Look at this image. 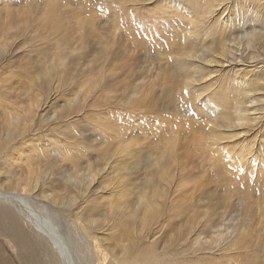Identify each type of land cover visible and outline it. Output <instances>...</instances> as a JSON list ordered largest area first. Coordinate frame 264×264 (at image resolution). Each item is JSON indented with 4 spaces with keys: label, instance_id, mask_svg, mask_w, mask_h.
Segmentation results:
<instances>
[{
    "label": "rangeland",
    "instance_id": "1",
    "mask_svg": "<svg viewBox=\"0 0 264 264\" xmlns=\"http://www.w3.org/2000/svg\"><path fill=\"white\" fill-rule=\"evenodd\" d=\"M169 8V0H0V133L9 144L0 157V191L23 198H0V212L6 206L22 218L44 264V247L52 246L37 232L52 228L69 262L97 264L79 219L85 211L109 260L124 249L147 264H264L260 132L228 150L212 140L221 130L216 119L173 76L169 45L185 33ZM225 66L217 92L228 84ZM17 108L28 122L10 138L3 130ZM78 168L97 174L88 188L63 178ZM46 171L54 176L33 184L31 175ZM43 189L54 197L43 199ZM5 237L0 233V264H27Z\"/></svg>",
    "mask_w": 264,
    "mask_h": 264
},
{
    "label": "bare ground",
    "instance_id": "2",
    "mask_svg": "<svg viewBox=\"0 0 264 264\" xmlns=\"http://www.w3.org/2000/svg\"><path fill=\"white\" fill-rule=\"evenodd\" d=\"M169 6H170L169 11L171 13H173V15L176 18H178V23L181 25V32L185 33V35L182 34V36H181L182 40L180 42H182V43H180V44L171 43L169 45V55H170V59H172L171 65H172V68L175 70L173 76H175V79H176L175 81L177 82L178 87L180 89H182L185 94H188V95L191 94L193 96V99L195 100V102L201 103L202 106H204V110L207 111L208 114H211V116L216 119V120H214V123L218 124V126L221 128L222 131L220 130L219 134H217V136L215 134H213V139L212 138H210V139L214 140V142H216V143L217 142L220 143V145H222L223 142H225V144H223V145L227 146V145H231L233 143H236L238 141H245L244 139L248 137V136L246 137V135L248 133L260 132L261 134L260 133H258V134L261 137H260L259 142L257 144H259V146L262 148V149L260 148L259 150H261V153H263L264 152V58H263L264 56H262V54L264 53V45L262 46V49L259 50V45H260V43H263V40H264V2H263V0H169ZM11 10H12V8H11ZM27 14H29V13H27ZM35 14H37V13H35ZM170 15L171 14L169 13V16ZM57 18H58V16H57ZM42 21H44V20H42ZM0 28H2V27H0ZM53 29H54V27H53ZM46 30H48V29H46ZM44 31H45V29H44ZM174 35H176L175 32H174ZM5 48H6V46H5ZM65 48H67V47H65ZM2 49H3V47H2ZM2 49H0V51ZM245 52H248L247 60H249L251 63L247 60H242ZM62 55H63V53H62ZM65 56H67V54ZM65 59H63V63L65 62ZM225 65H229L228 68L230 69L228 71L229 72L228 79H227L228 84H227V86L223 85L224 88H220L221 91L217 92V89H216V86L214 85V82L217 81V80H215L216 77H218L217 74L220 71H223L225 68H227V66H225ZM45 73L47 76V81L51 83L53 81L52 70L49 69ZM222 75L224 76V74H222ZM214 76H215V78H213ZM223 76H220V78ZM231 77H232V79H231ZM209 78H213V79L209 80ZM138 80H139V77H138ZM40 106H39V103H37L36 109H40ZM27 107H29V106H27ZM18 109L19 108L16 109V112H17L16 114L11 113L12 119L7 120V123H8L7 128H6V130H3V132L4 133L6 132L10 138L13 137L14 135H15V137H18L20 132H21L22 126L27 125L26 123L28 122L27 113L23 110L18 111ZM6 116L9 118L10 114L7 113ZM58 118H59L58 116H55V119H58ZM61 118H65V117H61ZM104 124L106 126L108 125L107 122H104ZM70 125H72V124H70ZM4 126H2V127H4ZM75 131H76V129H75ZM1 133H0V157L3 155L4 151L6 152V150H7L6 146L9 145L8 141H5L3 139L4 137H2ZM66 134H68V133H66ZM70 139H71V137H70ZM249 139L251 140V138H249ZM257 140H258V137H257ZM227 142H229V143H227ZM254 142H255V140H254ZM217 145H219V144H217ZM76 146L78 147V145H76ZM49 147H51V146H49ZM235 147L236 146H234L233 148L236 149ZM22 148H24V147H22ZM228 148H230V147L227 146V150H228ZM231 150H232V148H231ZM237 150H239V149H237ZM57 151H58V149H57ZM258 151L254 152L252 155L257 154ZM232 152H233V150H232ZM237 152H239V151H237ZM52 153H53V151H52ZM58 153H60V151ZM227 153H228V151H227ZM251 153H252V151H251ZM50 154H51V152H50ZM16 156H19V155H16ZM245 157L247 158L248 156L245 155L243 158H245ZM234 158H235V154H234ZM251 158H255V157H251ZM239 162H240V160H239ZM259 163H260V161H259ZM246 164H247V161H246ZM229 166H230V164H229ZM245 166H244V169H245ZM18 167H17V169H18ZM231 167H232V165H231ZM251 167H252V165H251ZM0 168H1V166H0ZM4 169H5V167H4ZM4 169L1 168L0 170L2 171ZM85 170H87V169L85 168ZM233 172H235V171H233ZM9 173H11V172H9ZM74 173L78 174V176H76L75 178L72 177ZM74 173L72 174L69 171H67L66 174H63L62 176L64 179L66 178V180L70 184H72L75 187L80 188V189H83L84 187L88 188L90 185H92L93 182H95L96 177H97V174H92L91 171L83 175V174H81V169H79V168ZM33 175H31V180L33 181V184H34V182H36L38 184L41 181H43V183H44L47 181L46 179L48 176H54V174H52L51 172H47V171L43 172L42 174H41V172H39L38 177L33 176ZM261 176L262 175L260 174L257 177V179H260ZM18 178H20V177H18ZM18 178H16V179H18ZM226 179H228V177ZM7 181H10V180H7ZM11 181H12V178H11ZM220 183H221V181H220ZM28 186H30V182L27 183L26 186H23L22 191L26 192V188ZM17 188L19 189V187H17ZM46 189H49V188L47 187ZM30 192H31V189H30ZM2 195H7V194H4L0 191V198L3 200L10 199V201L12 203H16L15 201L17 199L22 198V195H20V194H19V196L18 195L10 196V197L7 196V198L3 197ZM40 195L43 196V199L54 197V196H52V194H49V192H44V189L42 190V193ZM55 199H56V197L51 201H54ZM75 199L76 198L74 197L72 202H70L66 207L68 208L70 205L72 206V204L75 202ZM63 201H65V200H63ZM54 202H56V201H54ZM59 207H61V206H59ZM89 208L87 205V209H89ZM255 208H257V207H255ZM3 209H4V211L0 212V233L6 237H9L10 240L12 241L13 245L17 246L20 249L21 254H23L24 259L27 261V264H44L41 261L42 257H38L40 254L38 253V256L35 255L36 250L34 249L33 244L31 243L33 240L31 241L29 238L30 237L29 234L27 232H25V230L23 228L22 218L19 216L17 217V215H15L11 211V209H9L6 206H4ZM82 209L84 210V208H82ZM70 210H72V208ZM66 212H68V210ZM72 212H70V213H72ZM81 215L82 216L79 219H81L85 222V229H84L85 236L90 241H93L92 243L95 246V256L97 258V260H96L97 264H147L148 263L147 260L149 258L148 259H143L144 257L130 258L128 256V253H126L128 251H126L124 249H122L120 251V253H122L121 254L122 256L118 257V254H117V257H112V260L111 259L109 260L108 255L106 253H104V251L100 250L101 245L99 247V245L96 241V238H94V236H92V232H93L92 228L96 222L91 221V218L88 217L86 211L84 213H82ZM89 215H91V214H89ZM34 219H37V218H34ZM39 229H41V228H39ZM52 229L51 230L41 229V230H38V232H37L39 235L38 237H40L41 239H44L45 242L48 243V245L50 244L52 246V248H50L49 246L44 247V248H46V250L44 249L45 253H46L45 256H47V258H48L46 263L47 264H72L71 262H69V260L66 259L65 250H63V248L61 246L62 243H60L58 241L59 237H57L55 235V233L52 231ZM29 230L33 234L34 230L32 228H29ZM54 231H55V229H54ZM33 236H35V235H33ZM6 237H5V240H6ZM36 238H37V235H36ZM59 239H61V237ZM223 240H225V239H223ZM238 242H240V241H238ZM40 244H43V242H41ZM37 245H38V243H37ZM105 247H106V245H105ZM108 248H106V249L108 250ZM15 251H16V249H15ZM224 251H226V250H224ZM8 253H9V251H8ZM150 253H151V251H150ZM41 254H43V253H41ZM59 254H60V256H59ZM66 256H68V255H66ZM3 257H5V256L3 255ZM3 257H1V258H3ZM10 257L8 259H10ZM61 257L64 260H62ZM2 260L4 261V259H2ZM11 260H14V259H11ZM63 261H65V262H63ZM12 262H16V261H12ZM6 264H8V263H6Z\"/></svg>",
    "mask_w": 264,
    "mask_h": 264
}]
</instances>
